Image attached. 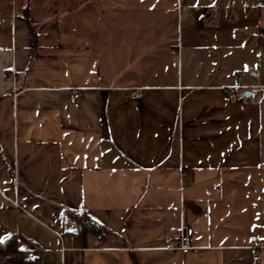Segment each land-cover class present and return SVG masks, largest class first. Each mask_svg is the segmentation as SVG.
<instances>
[{"label": "crops", "instance_id": "1", "mask_svg": "<svg viewBox=\"0 0 264 264\" xmlns=\"http://www.w3.org/2000/svg\"><path fill=\"white\" fill-rule=\"evenodd\" d=\"M258 28L264 0H0V240L37 264H264ZM183 225L197 252L165 247Z\"/></svg>", "mask_w": 264, "mask_h": 264}, {"label": "trees", "instance_id": "2", "mask_svg": "<svg viewBox=\"0 0 264 264\" xmlns=\"http://www.w3.org/2000/svg\"><path fill=\"white\" fill-rule=\"evenodd\" d=\"M30 25L32 38L34 44L37 43L36 31L33 24ZM256 41L259 45L264 47V29L258 28L256 30ZM240 98H245L242 94ZM67 215L72 218L74 224L80 227L82 235L86 237L88 234H95L100 236L103 233V226L92 219L88 212L77 210H66ZM0 261L3 264H37L36 258H31L25 255L24 250L18 244V236L16 233L11 234L4 240H0Z\"/></svg>", "mask_w": 264, "mask_h": 264}, {"label": "built area", "instance_id": "3", "mask_svg": "<svg viewBox=\"0 0 264 264\" xmlns=\"http://www.w3.org/2000/svg\"><path fill=\"white\" fill-rule=\"evenodd\" d=\"M9 2L11 4H14L15 0H9ZM19 13H20L19 9L13 8L12 15H13V20L14 21H15L17 15ZM179 47L180 46H178V49H179ZM22 77H23V73L18 72L16 70L12 71V78H13L14 82H18ZM71 92H72V99L73 100H76L81 95L80 89L77 88V87L72 88ZM142 95H143L142 88L138 87L132 92L131 99L132 100H137V99L141 98ZM232 98H234V94L232 92L228 93L227 96H226V99L230 100ZM14 204L16 206L22 208L24 212L30 213L29 211L24 209L20 205V203L18 201H14ZM251 240H252V244L249 247L250 253L252 254L253 259L258 261L264 256V246L260 245L258 243V239H257L256 236H253L251 238ZM165 247L167 249H170V250H179V251H181L182 253H185V254L186 253H190V252H197L198 251V248L196 246H194L193 243H192V237H191L189 228L186 225L182 226L179 238L176 241H174V242L167 243Z\"/></svg>", "mask_w": 264, "mask_h": 264}, {"label": "water", "instance_id": "4", "mask_svg": "<svg viewBox=\"0 0 264 264\" xmlns=\"http://www.w3.org/2000/svg\"><path fill=\"white\" fill-rule=\"evenodd\" d=\"M254 94L255 92L249 88L245 89L242 93V95L245 97H250V96H253Z\"/></svg>", "mask_w": 264, "mask_h": 264}, {"label": "rangeland", "instance_id": "5", "mask_svg": "<svg viewBox=\"0 0 264 264\" xmlns=\"http://www.w3.org/2000/svg\"><path fill=\"white\" fill-rule=\"evenodd\" d=\"M177 33V32H176ZM254 71H258L257 69L256 70H252V73L254 72ZM260 76H262L263 78H264V64H263V66H262V71H261V75Z\"/></svg>", "mask_w": 264, "mask_h": 264}]
</instances>
